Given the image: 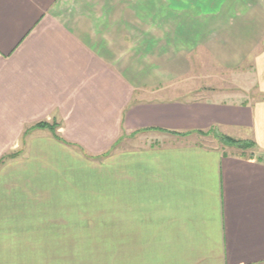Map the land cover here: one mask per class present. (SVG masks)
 <instances>
[{"label":"crops","instance_id":"0c3cea01","mask_svg":"<svg viewBox=\"0 0 264 264\" xmlns=\"http://www.w3.org/2000/svg\"><path fill=\"white\" fill-rule=\"evenodd\" d=\"M197 1L0 0V264H264V0Z\"/></svg>","mask_w":264,"mask_h":264},{"label":"rangeland","instance_id":"374dc122","mask_svg":"<svg viewBox=\"0 0 264 264\" xmlns=\"http://www.w3.org/2000/svg\"><path fill=\"white\" fill-rule=\"evenodd\" d=\"M196 0H172V3L173 4H178V6L181 8L180 11L183 12V16L184 15H187V19L190 20L192 16H195L196 13H199L197 11H199V7H197L196 3H200V1H197L195 2ZM221 1H225V0H221ZM208 3L210 5H215L216 3V0H208ZM195 7V8H194ZM196 10V11H193ZM179 14V13H178ZM213 20V18H211ZM210 20L209 21V25H213V26H216V22L213 20ZM189 23L191 24L190 26H194L193 28H196L195 27V23L193 22H190ZM216 24V25H215ZM213 36H211L210 38H212ZM215 37V36H214ZM209 46H214V44L210 43ZM208 51V54L206 53V50L203 48V49H199L197 50L198 52V55L194 58V65H195V68L197 67L196 64H197V60L200 61V64H198L199 67H197V70H202L203 73H206V74H209V75H216L218 74L217 78L218 80L215 82V84H213L214 86H218V87H225V88H229L230 91L232 94V99H230V96H229V100H235L237 102H241L242 100H245L248 98L246 97L245 94H249L250 97L255 96V94L251 93V92H246L244 89H247L249 87V84H250V81H249V78L248 77H242V76H237L238 75V72L241 71V70H238V71H233V70H226V69H222L221 66L218 64L217 60L215 59V56L212 54V51L211 50H207ZM201 53V54H200ZM205 53V55H204ZM208 55V56H207ZM244 70H246L245 68H243ZM242 69V70H243ZM241 74V73H240ZM205 78H212L211 76H208V75H204ZM216 78V79H217ZM243 80V84L241 85L239 83L238 80ZM245 93V94H243ZM243 95H245L243 97ZM192 97H197V94H192ZM205 144H208L209 146H216L217 145V140H204L203 141ZM10 154H15L16 157L13 158V159H17L19 157H21V151L19 152H11ZM9 160L8 158H5L4 161H7ZM11 160V159H10ZM98 162H102V159H98ZM95 206V209H102V208H97L96 205ZM93 206V207H94ZM102 206V205H100ZM105 206H108V205H105ZM117 205H109L108 207L104 208V210H97L95 211L94 213H91V212H88L86 213V215H94L95 218H102L104 217V215H118L117 214ZM75 213H77L75 211ZM85 215V214H84ZM102 217H101V216ZM83 255L86 256V259L90 257V255L88 253H83Z\"/></svg>","mask_w":264,"mask_h":264},{"label":"trees","instance_id":"16d2710c","mask_svg":"<svg viewBox=\"0 0 264 264\" xmlns=\"http://www.w3.org/2000/svg\"><path fill=\"white\" fill-rule=\"evenodd\" d=\"M37 126L41 128L46 127L45 124H40ZM222 141H224L226 144L230 146H235V147H240V148H255L256 147L255 143L252 141H240V140H235V139L228 138V137H222ZM15 157H16L15 154H10V155L3 157L2 160L0 161V165L4 162L5 158L13 159Z\"/></svg>","mask_w":264,"mask_h":264}]
</instances>
